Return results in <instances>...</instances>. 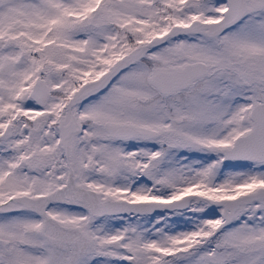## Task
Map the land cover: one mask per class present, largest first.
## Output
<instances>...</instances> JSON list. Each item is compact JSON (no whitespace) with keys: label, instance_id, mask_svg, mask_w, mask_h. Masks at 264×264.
Wrapping results in <instances>:
<instances>
[{"label":"snow or ice","instance_id":"snow-or-ice-1","mask_svg":"<svg viewBox=\"0 0 264 264\" xmlns=\"http://www.w3.org/2000/svg\"><path fill=\"white\" fill-rule=\"evenodd\" d=\"M0 264H264V0H0Z\"/></svg>","mask_w":264,"mask_h":264}]
</instances>
